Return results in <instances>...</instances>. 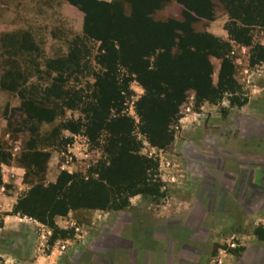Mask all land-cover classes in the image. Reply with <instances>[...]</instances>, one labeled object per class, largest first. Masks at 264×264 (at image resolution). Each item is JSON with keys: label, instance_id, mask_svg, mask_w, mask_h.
Segmentation results:
<instances>
[{"label": "rangeland", "instance_id": "rangeland-1", "mask_svg": "<svg viewBox=\"0 0 264 264\" xmlns=\"http://www.w3.org/2000/svg\"><path fill=\"white\" fill-rule=\"evenodd\" d=\"M107 4L97 3L100 10L130 14L127 3H114L113 9ZM230 15L224 39L194 24L193 29L228 44L225 57L233 65L235 93L198 105L188 89L164 138L150 109L157 104L145 102V90L133 78L123 89L120 110L134 120L133 133L114 137L101 131L92 139L85 133L86 109L97 100L95 81L103 71L97 54L100 38L108 34L87 37L83 11L62 0H0V142L10 154L0 165L1 246L6 225L32 222L45 231L47 243L74 238L75 227H88L87 241L112 227L127 241L146 246L161 241L190 245L181 257L195 259L194 264H264V69L259 68L264 61H255L257 46L264 47V25L256 20L260 25L239 31L238 19H251L234 9ZM234 29L240 37L250 35V42L239 43L230 34ZM209 61L216 85L222 57L209 55ZM53 84L59 90L47 94ZM27 100L53 111L34 134L22 104ZM141 159L153 163L147 174L160 184L157 196H130L116 210L79 204L54 221L45 217L44 223L15 212L29 191L53 185L61 175L108 186L105 178L113 180L129 162L138 170ZM70 213L74 223L60 228L56 219Z\"/></svg>", "mask_w": 264, "mask_h": 264}, {"label": "trees", "instance_id": "trees-1", "mask_svg": "<svg viewBox=\"0 0 264 264\" xmlns=\"http://www.w3.org/2000/svg\"><path fill=\"white\" fill-rule=\"evenodd\" d=\"M124 1L130 6V14L123 17L113 14L108 8L113 9L114 3H105L108 9L100 10L96 0H67L83 11L84 34L87 37H100L99 33L102 31L108 34L100 38L101 45L97 54V63L103 70L95 81L97 100L86 109L90 115V120L84 124L88 137L94 139L101 131H106L114 137L129 136L133 133L134 120L120 113L123 89L133 78L144 88L145 102L153 101L157 104L156 109H150L157 121L156 132L159 137L164 138H167V128L175 119L178 105L188 89L194 90L198 105L204 101L213 102L225 93L236 92L237 88L231 78L233 65L225 57L228 44L210 34L196 32L192 25L196 18L192 17L189 11L183 12L184 19L180 22L173 19L154 21L149 15L160 6V3H145V0ZM178 1L197 16L209 18L211 10L209 0ZM220 1L226 3L229 14L234 9L251 19L250 21L238 19L242 25L238 27L239 31L242 29L247 33L248 26L260 23L264 25V0ZM251 3L259 4L255 6ZM238 29L229 30L230 34L239 43L248 44L251 36L240 37ZM214 41L216 48L213 49ZM257 47L259 52L255 56V61L262 62L264 47L260 45ZM209 55L222 57L216 85L212 80L213 69ZM58 90L59 87L53 84L46 93ZM18 94L23 95L21 91ZM22 104L28 109L26 121L30 123L29 130L33 134L36 132L37 124L48 122L53 117L52 110L32 101L27 100ZM9 157L7 148L0 142V165L6 163ZM123 165L114 173L113 180L105 178L108 186L93 180L72 181L69 179L71 176L61 175L55 184L39 186L29 191L27 196L17 203L15 212L44 223L47 220L45 217L53 220L56 215H66L70 207H78L79 204L81 207L92 209L116 210L126 206L130 196L159 195L160 184L149 181L147 174L153 163L141 159L138 170L135 169L137 166L134 163L133 166L130 162ZM65 177L70 182L68 186L65 184ZM2 185L0 174V187ZM71 202L74 203L70 204ZM42 212L47 213L40 216L39 213ZM53 242L52 239L50 244Z\"/></svg>", "mask_w": 264, "mask_h": 264}, {"label": "crops", "instance_id": "crops-1", "mask_svg": "<svg viewBox=\"0 0 264 264\" xmlns=\"http://www.w3.org/2000/svg\"><path fill=\"white\" fill-rule=\"evenodd\" d=\"M62 1L68 3L67 0ZM115 1L128 3L123 0V2L96 0L97 3H115ZM145 3H160V6L149 15L154 21L163 22L170 18L178 21L183 18L184 11H189L192 17L196 18L192 25L202 27L198 29L199 31L217 35L223 39L227 37L225 26L230 20V14L226 3L220 0H209L211 8L209 18L197 16L178 0H145ZM259 68L263 70L264 64ZM71 214L69 217L57 218V225L62 229L71 227L74 223L73 219H70ZM109 230L87 241L85 236L88 233V227H75L74 238L62 243L50 244L44 240L45 231L32 222L19 226L6 225L1 230L5 238L3 244L5 248L1 246V241L0 264H194L196 262L195 259L190 261L181 257L182 250H187V246L190 245L183 244L178 247L179 245L174 242L161 241L147 247L146 244L127 241L125 237L118 235L120 233L116 228L111 227ZM161 231L164 232V228ZM159 250H161L160 253L157 252Z\"/></svg>", "mask_w": 264, "mask_h": 264}]
</instances>
